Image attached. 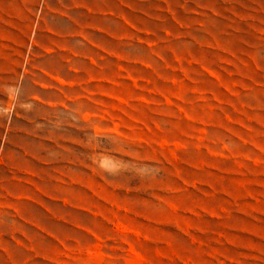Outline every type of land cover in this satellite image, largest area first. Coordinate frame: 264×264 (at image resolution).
<instances>
[{"label": "rangeland", "instance_id": "obj_1", "mask_svg": "<svg viewBox=\"0 0 264 264\" xmlns=\"http://www.w3.org/2000/svg\"><path fill=\"white\" fill-rule=\"evenodd\" d=\"M0 264H264V0H0Z\"/></svg>", "mask_w": 264, "mask_h": 264}]
</instances>
